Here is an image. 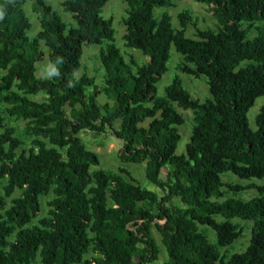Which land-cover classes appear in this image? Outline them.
Masks as SVG:
<instances>
[{"label":"trees","instance_id":"1","mask_svg":"<svg viewBox=\"0 0 264 264\" xmlns=\"http://www.w3.org/2000/svg\"><path fill=\"white\" fill-rule=\"evenodd\" d=\"M109 1H64L76 22L69 28L46 0H33L40 31L31 38L27 0H0V264H153L160 255L154 228L168 255L165 264H264V185L222 180L226 173L264 180V107L256 130L248 119L264 97V26L249 39L253 26L264 24V0H194L211 7L218 30L199 29L188 11L179 15L180 29L168 14L156 18V8L176 0H121L129 6L125 47L149 58L143 66L133 57L128 62L114 44L113 20L102 16ZM190 24L197 39L186 37ZM104 42L110 45L100 52V90L94 78L78 74L83 47ZM43 44L51 64L47 79L36 76ZM172 46L184 57L181 72L207 78L210 99L194 100L178 78L166 98H157ZM100 94L113 104H99ZM173 104L194 114L180 156L178 127L185 120ZM4 115L27 123L34 138L29 150L19 152L23 142ZM85 132L113 134L122 144L121 162L145 164L157 192L129 180L124 169L92 172L100 159L79 137ZM224 188L255 189L260 196L224 199ZM17 190L22 194L7 210ZM51 195L48 215L33 225L41 198ZM234 220L254 222L250 245L224 257L221 249L243 235ZM199 227L215 232L216 243Z\"/></svg>","mask_w":264,"mask_h":264},{"label":"rangeland","instance_id":"2","mask_svg":"<svg viewBox=\"0 0 264 264\" xmlns=\"http://www.w3.org/2000/svg\"><path fill=\"white\" fill-rule=\"evenodd\" d=\"M33 0H27L25 11L27 16L29 17L31 23L33 24V28L29 33L31 38L37 36L40 31V20L39 17L33 12ZM66 0H46V3L53 8V10L61 17V19L68 25V27H75L76 22L74 21L71 14H68L64 11L62 4ZM129 10V6L122 2L121 0H110L105 6L102 16L104 19L113 20V28L115 31L114 36V44L117 48L120 49L121 53L125 57L128 62H131V58L133 57L139 66H143L149 63V58L144 56L141 52L137 50L127 49L125 47L124 36L126 34V27L124 25V21L127 19V12ZM188 11L194 18V21L197 22L199 29L201 30H218L219 24L218 21L214 18L213 13L211 11V7L199 4L194 0H176L173 7L166 8H156L154 14L156 18H160L165 14H168L172 19V25L174 29H180L179 23V15L182 12ZM264 26V24H255L251 30L249 39H253L258 36L257 27ZM249 27V24H243V28L246 29ZM186 37L190 39H197L196 37V29L192 26V24L188 25L186 31ZM109 42H104L101 46L94 45H86L83 47V57L81 60V70L78 74L79 77L83 75H88L95 79L96 86L101 90L104 87V75L105 71L102 67L100 60V52L105 50ZM45 58L44 60L37 65V73L36 76L41 79L50 78V70L51 64L49 61V52L45 48L43 44ZM184 62V57L177 52L175 46L171 47L170 51V60L167 65V73L161 78L160 82L157 84V98H166V89L174 82L175 79H180L184 88L190 93L194 100H198L200 102H205L211 98V94L209 91V87L207 85V78L202 77L201 79H196L192 76L186 75L181 72L178 67ZM248 62H243L241 66L246 65ZM4 75L3 71H0V78ZM93 88L89 89L88 93L92 91ZM33 100H39V97H31ZM99 104L111 103L113 104V100L106 96L105 94H100L98 97ZM174 108L177 112L184 118L185 124L183 126L178 127L181 141L177 148V155H185L187 145L190 143V138L192 135L193 125H194V114L190 110H183L178 107V105L173 104ZM264 107V97L257 99L255 105L250 110L248 114L249 125L253 130H256V118L260 114L262 108ZM4 114V111H1ZM6 119V126L12 127L16 131V136H18L23 145L19 149L21 150H29L32 147V141L34 138L27 134L26 127L27 123L22 120L12 119L6 115H4ZM150 121H146L143 126H148ZM120 125V123H118ZM4 131H0L3 133ZM79 137L83 140L84 145L91 151L98 154L100 159V165L97 168L92 169V172H96L98 170H104L108 173H118L121 169L127 170L129 172V180L135 181L140 187L143 189H148L154 192H157V189L154 185H152L146 178L145 175V164L142 165H134V164H123L120 160L121 150V142L118 141L113 134H105V135H97L91 132L81 133ZM223 182L226 184H230L233 186L239 187H248L250 185L263 186L264 180H243L237 176H234L231 173H226L222 176ZM0 191L3 194L2 188ZM225 197L224 199L233 198L235 200L241 201H250L254 198L260 196L257 190H244V191H230L227 188H224ZM22 194L21 191L17 190L15 195L7 200L6 209L8 210L13 204V199L20 197ZM52 199V195L49 197L41 198V213L38 219L33 221V225L39 223V220L48 215L50 208L48 207V202ZM223 199V200H224ZM175 204L180 205L179 200H175ZM220 221L221 219L218 218ZM234 223L237 224L241 229H243L242 237L236 241L232 246L221 249V254L224 257H230L234 254H240L246 251L248 246L250 245L251 237H252V228L254 226V222H246L242 220H234ZM200 232L207 234L210 242L216 243V234L210 228L207 227H199ZM153 234L155 239L157 240V244L160 249L159 259L153 264H165L168 261L167 252L163 246L162 239L158 231L154 228ZM90 258V255L88 256ZM40 264V262L36 263Z\"/></svg>","mask_w":264,"mask_h":264}]
</instances>
